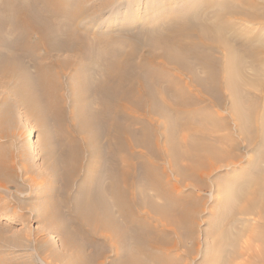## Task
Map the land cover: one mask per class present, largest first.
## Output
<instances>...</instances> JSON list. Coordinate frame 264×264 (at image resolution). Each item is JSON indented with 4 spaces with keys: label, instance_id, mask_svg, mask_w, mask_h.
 Returning a JSON list of instances; mask_svg holds the SVG:
<instances>
[{
    "label": "bare ground",
    "instance_id": "1",
    "mask_svg": "<svg viewBox=\"0 0 264 264\" xmlns=\"http://www.w3.org/2000/svg\"><path fill=\"white\" fill-rule=\"evenodd\" d=\"M83 1L0 0V77L6 78L10 88H16L31 110H39L59 123L67 110L64 88L72 91L73 83L80 80L74 89L85 99L73 107L82 109L81 126L88 133V150L94 157L104 152L99 128L105 127L109 151L104 155L111 164L97 177L88 166L78 184V194L71 196L73 174L81 159L77 151L64 147L59 156L65 180L60 205L68 207L69 221L77 222L80 231L117 242L116 260L124 264H178L170 252L177 251L185 237L196 238L199 197L190 194L182 199L176 194L181 178L173 185L168 179L162 180V167L155 160L162 156L159 139L150 120L133 115L132 110L137 108L148 116L150 112L161 113L170 131L189 129L181 141H170L169 163L181 177L195 178L204 170L212 173L220 168L216 161L231 148L224 151L207 140L211 130L203 124L200 130L195 129L196 120L208 118L198 117L203 111L200 106L190 108L203 93L212 95L214 105L215 100L220 102L230 93L245 139L264 143V39L259 32L251 33L256 29L241 33L236 28L237 20L263 23L264 3L182 2L170 7L162 22L118 35L111 29L101 31L104 23L96 20L100 8L90 12ZM110 2L114 8V0ZM142 47L146 51L141 52ZM156 50L161 53L156 54ZM245 57L253 65L254 76L246 73ZM67 68L75 71L68 72ZM167 68L173 73L165 71ZM181 74H188V80ZM258 92L262 94L261 114H255L260 103ZM256 115L261 119V130L260 125L255 126ZM131 122L141 126L132 127ZM138 145L146 146L151 156L134 161L138 155L134 146ZM179 159L187 161L185 166L178 164ZM117 160L121 161L119 166ZM7 167L8 162L0 160V188L7 186L2 179ZM253 186L248 194L229 193L232 204L226 207L242 216L264 218V187L258 181ZM86 226L92 228L86 230ZM170 229L176 240L165 236L164 230Z\"/></svg>",
    "mask_w": 264,
    "mask_h": 264
},
{
    "label": "rangeland",
    "instance_id": "2",
    "mask_svg": "<svg viewBox=\"0 0 264 264\" xmlns=\"http://www.w3.org/2000/svg\"><path fill=\"white\" fill-rule=\"evenodd\" d=\"M82 1L80 0L81 3ZM109 1L112 0H84L83 3L90 8V12L100 8L98 14L96 13V20L104 23L101 31L111 29L118 35H125L127 32L140 31L154 23L162 22L170 7L192 0H114L115 9L111 6L112 2L108 3ZM259 1L264 3V0ZM241 23L242 21L237 20L236 28L238 27L239 32L248 33L250 32L248 30L256 29V32L251 33L259 32L264 39V22L261 24L244 22L243 25ZM146 49L142 47L141 52ZM160 53V50H156V54ZM71 56L75 54L72 52ZM248 59L247 68L245 65V69H248L246 73L249 71L254 76L253 65ZM74 61L78 63L80 60L76 57ZM261 65L264 68L263 62ZM171 69L167 68L165 71L173 73ZM67 70L75 71L74 68ZM251 74L248 73V76ZM181 77L188 80V74H181ZM262 79L264 81V76ZM78 81L72 85L73 92L69 87L64 88L67 110L62 122L59 123L39 110H31L16 88L14 86L10 88L6 78L0 77V160L8 162L2 178L7 186L0 188V264H124L123 261L116 260L117 242L105 241L102 236L80 231L77 222L69 221L68 207L59 203L65 188L59 157L64 147L70 152L77 151L78 158L81 159L78 161L79 168L73 174V186L69 190L71 196L78 194V184L88 166L97 177L98 173L101 175L105 173L108 163L111 164V160L104 155L109 151L105 127L99 128L101 130L99 141L105 148L104 152L94 157L88 150L86 144L88 133L81 126L82 109L73 107L85 99L75 92L74 88L80 86ZM189 87L195 88L193 85ZM196 89L199 90V87L196 86ZM225 94L227 95L220 102L215 100L214 105L212 95L203 93L190 106V108L200 106V110L203 111L199 112L198 117L205 115L208 117L203 122L200 121L202 118L196 120L195 129L200 130L199 127L204 126L211 130L207 140L215 142L214 144L224 151L232 148L228 151H231L230 154L226 152L222 159L216 161L220 165L218 170L209 174L204 170L199 172V175L196 174L195 178L178 176L175 167L169 163L172 157H168L170 153L172 154L170 141H181V138L189 133V129L179 127L175 134L173 130L170 131L161 113L150 112L148 116L137 108L132 110L133 115L146 121L150 120L155 137L159 139L162 156L156 157L155 160L162 167L160 168L162 180L167 182L168 179V184L173 185L172 183H177L181 178L176 194L182 199H186L190 194L195 198L199 197L198 225L194 234L196 238L185 237L179 249L170 252L178 264H264V218L257 217L256 214L242 216L226 207L232 204L228 198L229 193L237 191L240 194H248L255 188L253 185L257 181L259 186L264 187V143L256 138L249 139L251 142L245 139L246 135L241 131L243 123L240 124L236 118L232 95ZM257 94L260 95L258 97L260 103L255 114L257 112L261 114L262 94L259 92ZM256 117L255 126L260 125L257 127L261 130V124L258 123L261 119H258V115ZM131 123L135 128L141 126L138 122ZM207 124L211 126L208 127ZM222 136H226L225 142L221 139ZM134 151L138 154L134 161H140L150 155L146 146H134ZM186 162L185 159L178 160V164L184 166ZM120 164L121 161L117 160L116 165ZM187 182L191 184L186 185ZM151 193L154 191L151 190ZM91 228L85 227L86 230ZM227 230L230 233L225 237L223 232L227 233ZM164 233L170 241L177 239L171 229L164 230Z\"/></svg>",
    "mask_w": 264,
    "mask_h": 264
}]
</instances>
